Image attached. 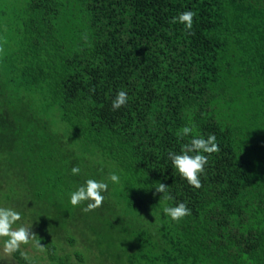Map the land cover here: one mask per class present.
<instances>
[{"label": "trees", "instance_id": "trees-1", "mask_svg": "<svg viewBox=\"0 0 264 264\" xmlns=\"http://www.w3.org/2000/svg\"><path fill=\"white\" fill-rule=\"evenodd\" d=\"M0 49V207L50 264H264V0H0ZM192 125L220 147L199 189L168 157ZM89 178L108 191L85 213Z\"/></svg>", "mask_w": 264, "mask_h": 264}, {"label": "clouds", "instance_id": "clouds-1", "mask_svg": "<svg viewBox=\"0 0 264 264\" xmlns=\"http://www.w3.org/2000/svg\"><path fill=\"white\" fill-rule=\"evenodd\" d=\"M196 13L192 10H186L173 17L170 21L173 24L179 23L184 26V30L189 34L191 32ZM2 51V49H0ZM129 97L126 91H119L112 100L113 110H118L128 103ZM195 125L184 126L179 132L178 136H191L189 142L184 143L180 147V152L176 153L169 151L168 157L179 173V175L187 181V183L199 189L201 185L200 176L205 171V166L208 164L209 156L218 153L220 147L216 141L214 134H208L207 137L195 133ZM81 169L79 166L71 168L72 175H79ZM108 179L113 184L120 183V177L116 173H111ZM108 191V183L96 179H86L85 182L78 186L70 193V204L77 207L81 204H86L82 209L87 213L94 211L103 206L105 195ZM156 193L163 194L164 201L174 200V197L169 192V186L166 183L158 182L155 187ZM161 196V195H160ZM163 212L172 221L179 222L186 216L191 215V210L183 202L175 205H166ZM22 219L21 213L10 207H0V239L3 240L2 251L5 255L11 256L18 252L22 245L32 243L35 248L40 251H45V245L41 244V237L32 231L31 225H18V221Z\"/></svg>", "mask_w": 264, "mask_h": 264}, {"label": "flooded vegetation", "instance_id": "flooded-vegetation-1", "mask_svg": "<svg viewBox=\"0 0 264 264\" xmlns=\"http://www.w3.org/2000/svg\"><path fill=\"white\" fill-rule=\"evenodd\" d=\"M21 246V252L24 254L27 258L30 259V261H33V264H50L46 256H44L38 249L35 252H27L25 251ZM41 258V259H40ZM0 264H22L20 262H16L14 259H12L11 256H7L3 253L2 247L0 248Z\"/></svg>", "mask_w": 264, "mask_h": 264}, {"label": "rangeland", "instance_id": "rangeland-1", "mask_svg": "<svg viewBox=\"0 0 264 264\" xmlns=\"http://www.w3.org/2000/svg\"><path fill=\"white\" fill-rule=\"evenodd\" d=\"M0 201H3V199H2V197L0 196ZM1 204V203H0ZM5 204V203H4ZM2 205V204H1ZM5 206L6 207H10L9 205H7V204H5ZM24 226H30V225H26V223H24L23 224ZM31 229H32V231H34V230H36L34 227H31ZM2 243H3V240L2 239H0V248L2 247ZM33 244L32 243H29V244H27V245H23V249L25 250V251H27L28 253L29 252H33V246H32ZM65 247H66V249H70V247L67 245V244H65Z\"/></svg>", "mask_w": 264, "mask_h": 264}]
</instances>
